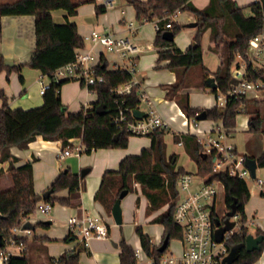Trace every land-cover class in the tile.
Returning <instances> with one entry per match:
<instances>
[{"label":"trees","instance_id":"16d2710c","mask_svg":"<svg viewBox=\"0 0 264 264\" xmlns=\"http://www.w3.org/2000/svg\"><path fill=\"white\" fill-rule=\"evenodd\" d=\"M131 3L141 22L155 20L157 33L154 44L158 50L157 62L168 60L167 68L174 72L176 79L171 84L164 85L166 97L173 99L188 117H196L203 110L207 111L211 121L222 120L226 129L232 133L237 126V116L240 113L250 115L248 131L264 133V99L239 98L230 101L225 108L212 107L202 109L190 104L189 89L194 85L215 94L228 92L233 83V67L237 55H245L250 39L264 32V0H255L247 6L240 5L236 0H210L209 4L200 9L191 0H127ZM85 2L96 0H1L0 19L2 16L34 15L36 27V47L32 58L23 64L6 65L3 56H0V73L6 70L21 71L23 66L37 69L48 74L51 78L55 71L68 63L75 61L77 51L85 46V39L79 33L75 22L66 21L58 23L54 20L52 11L65 9L67 18L77 13V9ZM250 8L251 13L245 14ZM190 11L197 16L198 31L195 36L196 45H191L183 51L175 40H167L164 34L172 31L176 36L185 24L178 23L171 15L178 11ZM97 13H105L106 5H96ZM171 23V27H167ZM1 26V22H0ZM210 30V51L218 54L220 64L216 72L212 73L203 61L201 36ZM96 74L104 75V81L90 85V91L96 93L97 100L90 107H82L71 112L61 98V87L64 83L76 79L53 80L50 87L43 94V103L32 108H12L8 99L0 88V163L9 162L5 171L0 169V182L9 177L12 187L0 190V234L3 245L7 247L11 238L22 241L26 247L22 256H12L9 264H80L82 251L89 252L83 243L77 247L64 251L58 258L48 254L45 245L46 237L34 235L33 237L14 236L13 227L20 225L28 219L37 209L40 201L54 205L59 202L65 206H76V200L81 197L85 187L84 177L70 169L61 171L48 189L52 193L45 199L34 188V162L28 161L17 165L18 158L12 153V147L27 149L37 136L45 140H61L63 148L72 146L71 139L80 138V144L85 152L98 148L127 147L129 137L132 135L126 127H120L113 121L118 111L125 107L139 109L141 99L138 88L132 94L117 96L114 90L121 84L130 82L133 74L127 69H110L109 61L105 56L96 66ZM213 75L218 87L209 86L208 79ZM263 76V71L254 73L253 79ZM21 80L24 78L21 75ZM84 86V81H81ZM104 104V114H98L96 108ZM129 116L133 115L128 112ZM166 130H156L149 134L151 146L143 148L138 155H128L122 159L118 170H106L101 178L99 188L94 199L100 202L108 213L123 190L129 192L135 189V184L141 186V191L148 199L147 213L153 214L167 208L156 215L151 222L164 226V237L172 239L183 238V228L176 223L174 215L179 199L178 179L185 168L178 165L179 155L167 154ZM175 142H183L187 154L197 165V175L209 177V181L220 180L225 189V204L227 210L237 201V214L240 229L227 240L231 249L240 245L238 259L233 264H254L260 259L264 251V241L261 248L253 251L246 249L244 243L250 233L246 203L251 194L245 180L230 175L225 171H213V156L203 157V145L193 134H175ZM248 157V156H247ZM258 168L264 167V150L258 156ZM67 195H60L62 191ZM139 202V198L137 199ZM49 227L47 220L34 224ZM33 229V230H34ZM136 232L140 238L142 248L150 256H160L169 251V245L164 252L153 238L137 227ZM264 234L258 228L256 235ZM66 240L74 241V237L67 235ZM163 241V240H162ZM120 264H138L136 249L125 238L120 243Z\"/></svg>","mask_w":264,"mask_h":264},{"label":"built area","instance_id":"2783aa9c","mask_svg":"<svg viewBox=\"0 0 264 264\" xmlns=\"http://www.w3.org/2000/svg\"><path fill=\"white\" fill-rule=\"evenodd\" d=\"M171 27V23H167ZM133 28V22L129 25ZM85 40H90L94 45H101L108 51L117 54L122 60H128L123 69H127L133 74L130 82L119 85L115 90L117 96L132 94L135 87L138 88L141 102H145L146 110L144 117L138 119L134 115V110L130 107L122 108L113 117V121L120 127H126L131 134L149 135L156 130L167 129L172 126V122H177V117L172 116L166 119L158 110L155 101L151 99L140 88V82L136 78V56L141 52V48L135 44L132 38L125 35H116L109 31L92 30L84 36ZM96 59L92 50L77 51L75 61L59 67L51 78L48 74L40 72L38 82L39 91L44 94L50 87L53 80L76 79L84 81L87 88L90 85L104 81V75L96 74ZM263 71V76L253 79L254 73ZM233 83L228 92L219 91L216 95L218 107L225 108L233 99L248 98L261 99L264 92V32L254 35L249 42V47L245 55H237L233 67ZM128 112H131L132 117ZM184 119L182 128L175 130L176 134H193L203 145V153L213 156V171L227 170L230 175L236 176L246 181L251 193L264 195V179L252 176L251 170L246 166V155L238 151L237 146L230 141L231 133L223 123L205 129L201 126L204 120L196 117H188L182 110L178 113ZM185 126V128L183 127ZM72 146H67L59 153L60 158L71 155H80L83 149L81 144L70 140ZM183 145V142H178ZM196 176L199 178L197 179ZM219 184L223 183L216 179L209 181V177H201L190 171L181 173L178 179L179 199L175 208V221L183 228V238L180 239L182 253L175 254L166 252L158 257L148 255L142 246H137L136 256L138 264H222L223 259L229 254L227 240L240 229V226L227 231L221 242L215 237L218 228L216 219L221 221L226 217L227 207L219 214L217 211V199ZM225 190V189H224ZM226 206V204H225ZM37 208L48 214L53 205L50 202L40 201ZM74 211L69 215L67 226L69 234L74 237V241L89 244L92 238H106L109 236V224L98 215L89 212L83 205L73 206ZM238 222V215L235 216ZM24 220L20 225L13 227L14 236L31 237L32 229H23ZM222 221V224H223ZM26 247L22 241L18 242L11 238L7 247L0 249V264H9L12 256H22Z\"/></svg>","mask_w":264,"mask_h":264},{"label":"crops","instance_id":"0c3cea01","mask_svg":"<svg viewBox=\"0 0 264 264\" xmlns=\"http://www.w3.org/2000/svg\"><path fill=\"white\" fill-rule=\"evenodd\" d=\"M143 1H146V0H143ZM191 1L194 3L196 7L202 9L209 4L210 0H191ZM236 1L242 6H247L255 0H236ZM114 2L115 0H100L99 3L94 2L95 5H93V9H91V12L92 13L96 12L97 17H99L98 20L102 21V22L99 21L97 25L94 27L87 26L82 21L75 19V17H81V9L83 6H79L77 9V13L73 16H69L68 18H67V11L65 9L53 10L52 14H53L54 20L58 23H64L66 21L75 22L78 26L79 33L83 37L89 34L92 30L98 29L101 31H109L116 35H125V36L132 38L135 44L141 48V52H139L136 56V59H137L139 58L140 54L144 51L142 47L143 44H140V42L137 41L138 38L142 37V33L139 30L141 29L142 26L145 25L146 22L153 21V20H145L144 22H141L140 26H138L134 18V17H137L134 6L127 1V3H129V8H130L128 11L129 19H127L126 15L124 14L123 9L111 11L112 9L111 7L114 6ZM97 4L106 5L107 11L105 13H97L96 11ZM90 17H93V15H90ZM171 18L174 21H177L178 23L185 24V27L183 28L182 37L179 38L178 35H176L174 39L176 44L183 51H185L195 42V36L198 31L197 16L193 12L186 10V11H178L177 13L171 15ZM0 22H1L0 56H3L5 60H12L15 64H18V65L28 62L32 58L34 51H35V47H36L35 16L34 15L2 16L0 19ZM117 22L120 23L125 29L122 30L120 29V27H118L117 30H115L114 29L115 23ZM131 22H133V28L129 27ZM154 23H155V37H156L157 24H156V21ZM206 32L208 33L209 40H210V30H207ZM155 37H154V41H155ZM147 47H148V50H152L153 48L155 49L156 60L153 63L154 64L153 74H159L158 78L159 77H163V78L156 80L152 78L151 74L145 75V73H142L141 75L136 76V78L140 82V86H141L140 88L142 89V91H144L151 99H153L155 101V104L158 110L165 117H168L170 116L171 108H174V107H172V105L170 104L171 101L166 99V90L163 87L166 84L173 83L176 79V76L174 72H172L171 70L167 68V65L169 63L168 60L163 61L161 63L157 62L159 48L155 46L154 42H153V45L149 44L147 45ZM80 49L82 51L92 50V52L95 55V59L97 61L96 64L97 63L99 64L102 57L105 56L107 60L109 61L110 69H123V67L126 64H128V60H122L117 54L112 53L105 48L111 54L110 56H108L104 52L103 46L99 44L94 45L93 42L90 40H85V46L80 47ZM203 61H204V53H203ZM219 64L217 65V67L211 68L210 66L204 63V65L212 73L217 71ZM162 72L165 73V75H163ZM39 74H40L39 70L30 68L28 66H23L21 71L13 70L12 72L8 73L6 70H4L0 73V88L3 89L8 99V103L12 108L22 107V108L28 109V108L37 107V106L42 105L43 94H41L39 91V82H38ZM21 75L24 78L23 81L21 80ZM4 78H6L7 81H4ZM69 82L64 83L61 87V98H62L63 103L68 106L69 111L75 112V111L80 110L82 107H90L92 103L97 100V95H96L95 98L91 99L90 101L91 103L88 100H86L78 108H74L75 110H71L72 109L71 108L72 98H71L69 89H67L68 86H71V82L70 83ZM80 84H81V81H80ZM193 91L194 89L192 88L189 89L190 98H191V94ZM91 93L92 91H90L88 88L87 95ZM216 95L217 94H215V98L213 99L211 97H208L206 99V104L199 105V106H193V107L212 108V107L218 106ZM263 97H264V92L261 95V99ZM175 104L177 107H179L177 103L174 102V106ZM190 104H191V100H190ZM25 105H29V106H25ZM240 114H238L237 119ZM249 118H250V115H248V117L245 120H243V123H245L247 130L249 128V123H248ZM219 123H223V121L222 120H218V121L204 120L201 123V126L205 129H210L211 127H214L218 125ZM166 139H167V136H166ZM230 141H231V138H230ZM74 143L80 144V138H75ZM134 145H135L134 150L129 148V149H103L102 151H100L102 155V159H101V165L98 168V172H96L97 174L95 173L96 176H100V174L104 173L106 170H118L120 166V162L122 161L124 157L128 155H138L141 153L143 148L150 147L151 138L148 141H144V140L135 141ZM58 147L61 148L60 149L61 151L65 149V148H62L61 140H45L43 139L42 136H37L36 139L30 143L27 149H20L18 147H12V153L18 158V162H16L17 165L26 163L28 161L34 162V179H35L34 188H35L36 193L38 194H43L61 171L70 169L74 173H78V174L81 173V172H78V170H72L70 167H66V168L62 167L61 160L65 159L66 157L60 158L57 152L55 153L52 150ZM82 152H85L84 146H83ZM174 152L176 151L170 150L169 144H167L168 156H170ZM43 158H47V160H49L51 164L50 169H48L46 173L43 172L42 170L41 162ZM56 158H59L60 161L56 160ZM89 163H90L89 158L81 159L79 163L81 167L80 169H82L83 167L87 168L89 166L90 167L89 170H90L92 166ZM8 165H9V162L0 163V169L2 168L6 171L8 168ZM178 165L182 166L179 163ZM185 170L189 171L187 169ZM196 172H197V169H196ZM100 182L101 180H99V182L98 180L96 181L92 180L88 188H87V184L85 183V187L81 192V197L78 200H76V203L79 205L80 204L83 205L89 212L95 215L101 216L103 218L101 214L97 213L95 203L96 202L99 203L103 208L104 206L100 202L94 199L95 193L97 189L99 188ZM60 195H64V196L67 195V191L66 190L62 191ZM138 198H139V202L137 203L141 204L142 197L138 196L137 199ZM144 205H145L146 216L149 217L148 222L153 223L151 222V220L156 215H158L162 210L157 211L153 214H148L147 213V207H148L147 198L145 199ZM66 207L69 211H72V212L74 211L73 206H66ZM104 210L105 212H107L105 208ZM28 219L33 225L43 220H51L52 222L50 226L53 224V217L39 218L31 214ZM67 221H68V218L65 221L66 231L63 236H53L49 234L47 228H49L50 226L42 227L39 231H37L36 229L34 230L32 229L33 236L39 235V236L46 237V240L44 243L47 246L48 254L53 257L58 258L64 251L71 250L77 247V244H78L77 241H71L72 243L69 244V241L66 240V237L69 234ZM251 221L253 222V219L249 220V223ZM138 227H142V225ZM261 229L264 230L263 228ZM144 232L152 236L153 242L156 245H160L162 243L163 234H164L163 225H161V229L155 228L151 232L146 231V230H144ZM122 238H125L126 241L132 246H134L135 248L137 246H142L137 232L133 233V239L127 238L124 236L122 237L117 234L115 235V232L113 233L111 231V228L109 225V236L106 238H97V237L92 238L89 241V244L86 246L89 252L87 251L84 252L86 254V257H82L80 254V264H120L119 243ZM61 239L64 240L65 242L63 248L61 249L58 255H52L51 245L55 242V240H61ZM180 253H182V251L179 253H175V254H180ZM254 264H264V251L260 259L256 261Z\"/></svg>","mask_w":264,"mask_h":264},{"label":"rangeland","instance_id":"374dc122","mask_svg":"<svg viewBox=\"0 0 264 264\" xmlns=\"http://www.w3.org/2000/svg\"><path fill=\"white\" fill-rule=\"evenodd\" d=\"M100 0H96L97 3H99ZM94 2H86L83 3L81 6V17H75L76 20L82 21L85 25L87 26H96L97 23L100 21L98 20L99 17H97L96 12L92 13L91 9H93ZM110 6V5H109ZM112 8V9H111ZM111 11H116L118 9H123L124 14L126 15V18L129 19L128 16V11H129V3H127V0H115L114 6L111 7ZM251 13L250 8L245 9V14L249 15ZM90 15H93V17H90ZM85 16V17H84ZM101 18V17H100ZM117 18V17H115ZM136 24L138 26L141 25V21L137 19V17H134ZM102 22V21H100ZM155 20L153 21H148L145 23L144 26L141 27L139 30L142 33V37L138 38L137 41L140 42V44H143V49L139 58H137V72L136 76L141 75L142 73L151 74L153 79H162L163 77H159V74H153L154 68H153V63L156 60L155 56V49L153 48L152 50H148L147 45L152 44L154 42V37H155ZM120 27V29L124 30L125 28L120 24V23H115V30ZM183 34V29L178 32V37L181 38ZM133 37V36H132ZM200 42L202 45L203 53H204V63L211 68L217 67V65L220 62V58L218 54L210 51L209 49V36L207 32H204V34L200 38ZM104 52L110 56L111 54L104 48ZM163 73V72H162ZM160 73V74H162ZM168 73V72H166ZM165 75V73H163ZM154 76V77H153ZM3 79V78H2ZM4 81H7L6 78H4ZM71 86H68L67 89H69L70 95H71V110H75L74 108H78L83 102L88 100L89 102L91 101L92 98H95L96 94L91 93L87 95V86L86 85H81L80 80H72ZM69 82V83H70ZM165 89V87H163ZM192 89L194 91L191 94V105L192 106H199V105H204L206 104V99L208 97H211L212 99L215 98V93L210 92L209 90H204L202 88H199L197 86H192ZM166 90V89H165ZM197 90V91H196ZM88 97V98H87ZM167 100L171 101V105L174 108H171L170 110V116L165 117L170 120V117L176 116L177 117V122H172V126L166 130L167 134L165 135V140L167 144H169L170 150H175L178 155V163L182 166H184L185 169L189 170L190 172L196 174V163L190 158V156L187 154L185 147L183 145H179L177 142L174 140V135L176 134L174 131L175 130H180L182 128V121L183 117L180 116L178 113L180 112V108L174 106L175 100L173 99H168ZM264 97L262 98V100ZM91 103V102H90ZM176 103V102H175ZM29 106V105H25ZM140 107L143 110H146V104L145 102H141ZM202 109H207V108H202ZM248 117L246 113H241L237 119V127L235 131L231 135V141H233L237 148L238 151L246 156L252 157V156H257L258 154H261V152L264 150V133H253L247 130V127L245 126V123H243V120H245ZM207 121V120H206ZM185 128V126H183ZM167 136V139H166ZM150 139L149 135H140V134H132L129 137V143L127 147H117V148H98L92 150L90 153L88 152H81L80 155H71L69 157H66L65 159L61 160L62 167H70L72 170H78V172H81L82 169H80V161L81 159L84 158H89V164L92 166V168L86 173L84 176V181L87 184V188L89 187L90 182L92 180L96 181L101 180V177L103 175L100 174V176H96V172H98V168L101 165V159L102 155L101 152L103 149H133L134 150V142L135 141H148ZM169 142V143H168ZM61 147V146H60ZM54 148L52 149L53 152L59 153L61 152V148ZM63 148V146H62ZM58 150V151H57ZM56 160L60 161L59 158H56ZM88 164V165H89ZM42 170L43 172L46 173L48 169H50L51 164L50 161L47 160V158H43L42 162ZM87 168H90L89 166ZM81 170V171H80ZM96 173V174H95ZM257 177L264 179V167L258 168L256 172ZM197 179H199L196 176ZM13 182L12 180L7 177L3 178V181L0 182V190L6 187H12ZM141 196L142 197V203L138 204L137 203V197ZM145 195L141 191V186L139 184H135V189L131 192H129L121 201V206H122V211H123V223L121 225H116L115 221L112 217V213L105 212L104 208L99 204L95 203L97 213L101 214L103 216V219L107 222V224L110 225L111 231L115 235H120L124 236L127 238H132L133 239V233H136V228L140 225H142L143 230L146 231H153L155 228L161 229V224L159 223H150L149 217L146 216L145 212ZM218 205H217V211L220 214L225 207V190L222 184H219V193H218V199H217ZM167 206H165L163 210H165ZM72 213V211H69L65 205L60 204L59 202H56L53 205L52 210L50 213L46 214L41 212L38 208L35 210L32 215L35 217L39 218H45V217H53V224L47 228L48 233L53 235V236H63L65 231H66V226H65V221L67 220L68 216ZM246 213L248 216V221L246 225L248 226L249 232L256 234V230L261 227L264 229V195L259 194V193H251V196L246 203ZM255 216V217H253ZM253 219V222L251 221L249 223V220ZM29 220V219H28ZM238 225L239 220H238ZM42 227L37 226L36 230L39 231ZM33 234L31 235V237ZM164 237V234H163ZM64 240H55V242L51 245V254L52 255H58L61 249L64 246ZM72 242H69V244ZM181 242L180 239H172L169 245V252H174V253H179L182 251L181 248ZM83 251L81 253L82 257H86V254Z\"/></svg>","mask_w":264,"mask_h":264},{"label":"water","instance_id":"95a60500","mask_svg":"<svg viewBox=\"0 0 264 264\" xmlns=\"http://www.w3.org/2000/svg\"><path fill=\"white\" fill-rule=\"evenodd\" d=\"M164 37L167 40H174L175 39V35L172 31H167L164 34ZM194 45H196L197 43L194 42ZM5 64L6 65H10L13 66L15 63L12 60H5ZM208 83L209 86L213 89H216L218 87L216 79L214 76H210L208 79ZM105 107L104 104H99L96 108V112L98 114H104L105 111L103 110ZM134 115L136 118L141 119L142 117H144L145 112L142 109H135L134 110ZM196 118L198 120H207L208 119V114L206 110H203L202 112H200ZM203 157L206 158L207 154L203 153ZM246 166L251 170L252 172V176L256 177V172L258 169V162L257 159L254 157H247L246 158ZM89 171V168H84L81 171V176L84 177L86 175V173ZM52 189H47L44 193H43V197L46 199L51 193H52ZM129 193L128 190H123L119 197L116 199V201L113 204L112 207V217L115 221V223L117 225H121L123 223V211H122V206H121V201L122 199ZM237 201L235 200L231 205L230 208L226 211V218L223 221L220 219H216V225L218 226V228L215 231V237L217 239L218 242H221L224 238V235L227 231H230L232 229H234L237 225V221L235 219H233L235 216H237ZM47 222L49 224H51V220H47ZM23 229H34V225L28 220L26 221L23 226ZM169 241H170V237L167 235L162 243L159 246V251L160 252H164L168 245H169ZM264 241V234H253V233H249L246 237L245 240V247L247 250L249 251H253V250H257L261 248V243ZM3 245V239H2V235L0 234V246ZM239 252H240V245L234 246L231 248L229 254L223 259L222 264H233L239 257Z\"/></svg>","mask_w":264,"mask_h":264},{"label":"flooded vegetation","instance_id":"af4514ba","mask_svg":"<svg viewBox=\"0 0 264 264\" xmlns=\"http://www.w3.org/2000/svg\"><path fill=\"white\" fill-rule=\"evenodd\" d=\"M226 218V217H225ZM225 220V219H224ZM223 221V220H222Z\"/></svg>","mask_w":264,"mask_h":264}]
</instances>
